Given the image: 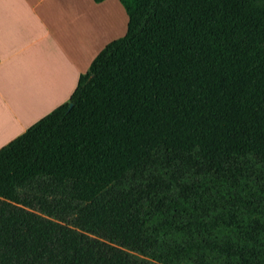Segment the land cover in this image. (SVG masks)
Returning a JSON list of instances; mask_svg holds the SVG:
<instances>
[{"label":"trees","instance_id":"obj_1","mask_svg":"<svg viewBox=\"0 0 264 264\" xmlns=\"http://www.w3.org/2000/svg\"><path fill=\"white\" fill-rule=\"evenodd\" d=\"M117 1L126 35L0 149V264H264V0Z\"/></svg>","mask_w":264,"mask_h":264},{"label":"crops","instance_id":"obj_2","mask_svg":"<svg viewBox=\"0 0 264 264\" xmlns=\"http://www.w3.org/2000/svg\"><path fill=\"white\" fill-rule=\"evenodd\" d=\"M127 23L117 0H0V149L66 103Z\"/></svg>","mask_w":264,"mask_h":264},{"label":"water","instance_id":"obj_3","mask_svg":"<svg viewBox=\"0 0 264 264\" xmlns=\"http://www.w3.org/2000/svg\"><path fill=\"white\" fill-rule=\"evenodd\" d=\"M70 107H71V105H70Z\"/></svg>","mask_w":264,"mask_h":264}]
</instances>
